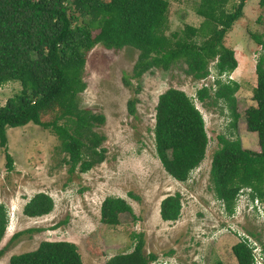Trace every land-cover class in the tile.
<instances>
[{
  "label": "trees",
  "instance_id": "obj_1",
  "mask_svg": "<svg viewBox=\"0 0 264 264\" xmlns=\"http://www.w3.org/2000/svg\"><path fill=\"white\" fill-rule=\"evenodd\" d=\"M248 1L195 0L193 10L201 18L200 24H187L168 34L169 0H0V86L9 81L21 85L19 93L0 106V146L5 149L7 169L14 167L7 131L30 123L57 135L65 154L62 162L70 174L77 170L85 173L103 162L105 136L94 128L105 123V116L80 106V94L87 87L86 61L97 44L114 50L131 47L138 51V57L132 73L124 74L126 86L153 69L169 70L178 64L185 65L184 72L194 80H203L212 74V65L215 79L196 91L197 99L205 105L208 101L222 103L233 128L244 117L260 146L255 152L244 148L239 137L220 135L210 167L213 193L230 215L235 213L236 200L245 188L250 189V201H264V34H251L261 47L252 96L256 105L243 112L237 109L240 85L229 78L238 60L225 42L244 17ZM260 5L264 7V0ZM137 103L136 97L128 101L130 115L136 114ZM153 135L155 154L165 172L178 182H186L204 160L209 143L204 117L186 92L170 88L159 96ZM129 196L134 198L132 193ZM53 208L54 201L48 194L37 193L25 204L23 214L40 217ZM181 210L180 192L161 201L163 221H177ZM122 213L136 218L124 198L108 196L101 204V223L117 226ZM8 222L7 207L0 203V243ZM36 231L40 229L18 232L12 241ZM133 238L134 249L112 256L107 264H162L156 254L144 252L142 233L133 234ZM87 244L92 254H104L100 229L89 234ZM259 247L264 260V241ZM6 249H0V259ZM232 252L238 264H254L253 245L247 237L234 244ZM8 264L83 261L72 242L42 241L33 251L11 256Z\"/></svg>",
  "mask_w": 264,
  "mask_h": 264
},
{
  "label": "rangeland",
  "instance_id": "obj_2",
  "mask_svg": "<svg viewBox=\"0 0 264 264\" xmlns=\"http://www.w3.org/2000/svg\"><path fill=\"white\" fill-rule=\"evenodd\" d=\"M194 1L169 0L168 34L187 24H200ZM253 33L264 34L260 0L246 3L244 17L225 40L238 60L229 78L240 85L236 94L239 112L256 105L252 96L261 47L252 39ZM137 57L138 51L131 47L114 50L101 44L88 54L84 72L87 87L80 94V106L105 116V123L94 130L105 136L102 147L106 150L104 161L91 170L70 174L62 162L65 154L60 140L50 130L33 123L8 129V151L14 167L7 169L5 149L0 146V203L6 205L9 217L0 243V249H7L0 264H8L13 255L37 249L42 241L72 242L83 264H107L116 254L130 253L135 245L133 234L141 233L144 252L156 254L162 264H238L232 252L234 244L243 237L258 247L264 241V201H250V189L245 188L236 200L235 213L230 215L212 190L210 167L220 135L239 137L244 148L260 151L258 136L248 131L244 117L233 128L222 103L208 101L205 105L197 99L196 91L215 79L212 65V74L203 80H194L184 72L185 65L178 64L169 70L153 69L126 86L124 74L132 73ZM170 88L183 90L193 99L204 117L209 138L204 160L186 182L169 176L155 154L156 106L159 96ZM20 89L17 81L1 85L0 106ZM133 97L138 103L136 114L130 115L128 101ZM177 192L182 195L181 215L177 221H163L161 201ZM37 193L48 194L54 208L47 215L28 217L23 208ZM108 196L124 198L136 218L122 213L119 225L102 224L100 208ZM31 228L40 231L24 233L12 241L14 234ZM97 229L101 231L102 256L88 250V236Z\"/></svg>",
  "mask_w": 264,
  "mask_h": 264
},
{
  "label": "built area",
  "instance_id": "obj_3",
  "mask_svg": "<svg viewBox=\"0 0 264 264\" xmlns=\"http://www.w3.org/2000/svg\"><path fill=\"white\" fill-rule=\"evenodd\" d=\"M253 252H254V264H259V263H262L263 264V257L261 255V251L259 249L258 246H255V248L253 249Z\"/></svg>",
  "mask_w": 264,
  "mask_h": 264
},
{
  "label": "clouds",
  "instance_id": "obj_4",
  "mask_svg": "<svg viewBox=\"0 0 264 264\" xmlns=\"http://www.w3.org/2000/svg\"><path fill=\"white\" fill-rule=\"evenodd\" d=\"M250 205H251V203H250ZM255 246H256V245H253V249L255 248ZM260 251H261V250H260ZM263 264H264V260H263Z\"/></svg>",
  "mask_w": 264,
  "mask_h": 264
}]
</instances>
